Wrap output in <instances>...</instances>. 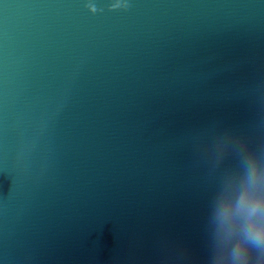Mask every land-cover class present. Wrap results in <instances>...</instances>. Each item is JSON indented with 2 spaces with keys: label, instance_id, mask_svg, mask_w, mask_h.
Instances as JSON below:
<instances>
[{
  "label": "water",
  "instance_id": "95a60500",
  "mask_svg": "<svg viewBox=\"0 0 264 264\" xmlns=\"http://www.w3.org/2000/svg\"><path fill=\"white\" fill-rule=\"evenodd\" d=\"M225 133L264 143V0H0V264H208Z\"/></svg>",
  "mask_w": 264,
  "mask_h": 264
},
{
  "label": "clouds",
  "instance_id": "9594fccd",
  "mask_svg": "<svg viewBox=\"0 0 264 264\" xmlns=\"http://www.w3.org/2000/svg\"><path fill=\"white\" fill-rule=\"evenodd\" d=\"M209 151L217 165L233 154L236 166L223 170L210 205L208 264H264V143L225 133Z\"/></svg>",
  "mask_w": 264,
  "mask_h": 264
}]
</instances>
